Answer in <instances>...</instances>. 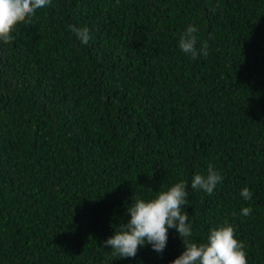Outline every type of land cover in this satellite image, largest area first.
<instances>
[{
  "label": "trees",
  "instance_id": "1",
  "mask_svg": "<svg viewBox=\"0 0 264 264\" xmlns=\"http://www.w3.org/2000/svg\"><path fill=\"white\" fill-rule=\"evenodd\" d=\"M189 25L206 57L179 48ZM12 36L0 41V264H171L185 250L175 228L162 253L120 258L104 241L132 202L181 181L189 239L227 221L248 264H264V0H52ZM209 165L223 181L192 190Z\"/></svg>",
  "mask_w": 264,
  "mask_h": 264
},
{
  "label": "clouds",
  "instance_id": "2",
  "mask_svg": "<svg viewBox=\"0 0 264 264\" xmlns=\"http://www.w3.org/2000/svg\"><path fill=\"white\" fill-rule=\"evenodd\" d=\"M51 3L52 0H0V41L11 43L12 33L17 26L31 20L38 9ZM71 30L83 44L89 42L91 37L87 27L81 29L72 26ZM197 32V27L189 25L178 42L182 52L192 59L209 54L206 41L202 47H197ZM222 181L220 172L209 165L207 174H196L190 187L212 194ZM188 188V183L181 181L167 190H160L155 198L136 199L127 208L130 219L115 228V234L104 241L105 247H110L113 255L120 258L135 257L139 248L145 245H151L154 251L162 253L167 245L169 229L175 228L185 250L171 264H248L245 245L236 238L234 227L227 221L223 226L213 228L206 242L189 239L193 236V227L187 211H182V206L188 203ZM240 195L245 200L252 198L248 187L243 188ZM252 211L251 207H244L241 215H251Z\"/></svg>",
  "mask_w": 264,
  "mask_h": 264
}]
</instances>
